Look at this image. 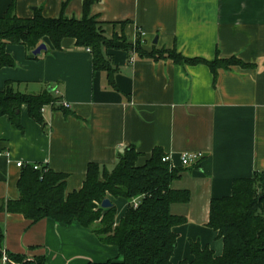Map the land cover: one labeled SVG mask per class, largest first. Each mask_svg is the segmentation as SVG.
Instances as JSON below:
<instances>
[{
	"label": "crops",
	"instance_id": "1",
	"mask_svg": "<svg viewBox=\"0 0 264 264\" xmlns=\"http://www.w3.org/2000/svg\"><path fill=\"white\" fill-rule=\"evenodd\" d=\"M13 3L21 19L32 18L34 9L46 18L84 19V0H0V18ZM90 17L109 37L124 35L134 45L141 34L148 52L176 49L187 59L210 62L236 57L251 68L220 69L215 77L203 64L180 66L110 51L115 91L106 73L94 72L92 53L73 40H66L62 51L47 41L48 52L38 57L23 45H8L16 65L0 69V91L14 82L24 94L49 91L70 109L45 107L43 127L23 106V130L0 118V201L21 198L18 163L67 175L68 195L82 189L90 164L113 168L133 147L140 154L138 166H144L161 149L181 171L172 189L192 197L171 206L172 215L186 220L174 228L172 264L193 260L192 243L222 256L224 243L208 226L211 202L230 197L236 180L264 171V0H98ZM187 153L204 158L183 166ZM108 199L118 209L119 223L130 204ZM0 231L5 251L30 260L42 257L45 264L122 260L117 247L101 243L78 223H32L0 213ZM0 264L11 263L2 259Z\"/></svg>",
	"mask_w": 264,
	"mask_h": 264
},
{
	"label": "trees",
	"instance_id": "2",
	"mask_svg": "<svg viewBox=\"0 0 264 264\" xmlns=\"http://www.w3.org/2000/svg\"><path fill=\"white\" fill-rule=\"evenodd\" d=\"M97 1L84 0L81 21L69 20L63 15L46 18L40 9H34L32 18L21 19L16 15L15 4H11L0 18V69L16 65L6 52L8 45H23L33 55L47 41L55 51H62L66 40L75 41L77 48L91 50L94 72L106 73L108 84L115 91H119L115 81L117 69L108 54L110 51L136 53L140 58L170 61L180 66L203 64L215 77L220 69L251 68L236 57L221 59L217 56L210 62L187 59L176 49L154 47L148 52L142 47L141 34L134 45L124 35L109 38L97 19L90 17V7ZM19 86L7 82L0 91V118L7 117L14 129L23 130L20 121L23 106L28 107L30 117L43 127L46 126L42 114L45 107L66 110L51 92L28 95L22 93ZM139 157V152L131 147L118 157L113 168L90 164L82 189L68 195L67 175L47 166L35 171L33 164L26 165L18 181L21 198L0 201V213L22 215L32 223L45 219L64 226L78 223L101 243L118 248L122 260L104 264H172L177 246L174 228L186 220L172 215L171 206L186 204L192 197L189 191L172 189L171 184L180 178L181 171L163 162L166 154L161 149H155L144 166H138ZM45 169L48 171L43 172ZM109 197L123 198L130 204L119 223H116V206L107 210L101 207ZM208 226L224 243L222 256L215 257L210 249L192 243L193 260L179 264H264V171L250 179L236 180L230 197L212 200ZM4 257L11 264H45L42 257L30 260L5 251L0 231V260Z\"/></svg>",
	"mask_w": 264,
	"mask_h": 264
},
{
	"label": "built area",
	"instance_id": "3",
	"mask_svg": "<svg viewBox=\"0 0 264 264\" xmlns=\"http://www.w3.org/2000/svg\"><path fill=\"white\" fill-rule=\"evenodd\" d=\"M88 52H91L89 48L86 49ZM63 107L66 109H70V105L68 103H64ZM1 156V155H0ZM204 158V155L202 153H187L184 154L181 158L182 160V165L183 166H188L192 164L199 163L202 159ZM163 162H168L170 163V157L166 155V157L163 159ZM26 165L23 163H18V167L22 168ZM35 171H41L42 170V165L35 164L33 165ZM48 169H45L43 172H47ZM137 206V203L135 204ZM5 261H8L6 257H4Z\"/></svg>",
	"mask_w": 264,
	"mask_h": 264
},
{
	"label": "water",
	"instance_id": "4",
	"mask_svg": "<svg viewBox=\"0 0 264 264\" xmlns=\"http://www.w3.org/2000/svg\"><path fill=\"white\" fill-rule=\"evenodd\" d=\"M155 44H157V41H155ZM48 52V45L46 43H43L42 45H40L34 52L33 55H35V57L41 56L43 53H47ZM113 204L109 199H106L103 201L102 203V209H110L112 208Z\"/></svg>",
	"mask_w": 264,
	"mask_h": 264
},
{
	"label": "rangeland",
	"instance_id": "5",
	"mask_svg": "<svg viewBox=\"0 0 264 264\" xmlns=\"http://www.w3.org/2000/svg\"><path fill=\"white\" fill-rule=\"evenodd\" d=\"M103 28V27H102ZM104 29V28H103ZM107 37H109V36H107ZM109 38H111V37H109Z\"/></svg>",
	"mask_w": 264,
	"mask_h": 264
}]
</instances>
